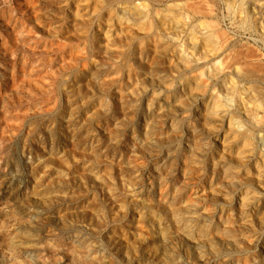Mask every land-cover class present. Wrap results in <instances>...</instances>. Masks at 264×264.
<instances>
[{
  "label": "clouds",
  "instance_id": "9594fccd",
  "mask_svg": "<svg viewBox=\"0 0 264 264\" xmlns=\"http://www.w3.org/2000/svg\"><path fill=\"white\" fill-rule=\"evenodd\" d=\"M0 264H264V0H0Z\"/></svg>",
  "mask_w": 264,
  "mask_h": 264
},
{
  "label": "rangeland",
  "instance_id": "374dc122",
  "mask_svg": "<svg viewBox=\"0 0 264 264\" xmlns=\"http://www.w3.org/2000/svg\"><path fill=\"white\" fill-rule=\"evenodd\" d=\"M25 7H27V5H25ZM70 42H71L70 40H66V41H64L65 44H68V43H70Z\"/></svg>",
  "mask_w": 264,
  "mask_h": 264
}]
</instances>
